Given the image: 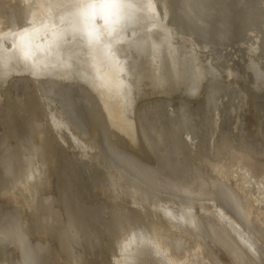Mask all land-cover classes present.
<instances>
[{
    "label": "bare ground",
    "instance_id": "bare-ground-1",
    "mask_svg": "<svg viewBox=\"0 0 264 264\" xmlns=\"http://www.w3.org/2000/svg\"><path fill=\"white\" fill-rule=\"evenodd\" d=\"M0 264H264V0H0Z\"/></svg>",
    "mask_w": 264,
    "mask_h": 264
},
{
    "label": "snow or ice",
    "instance_id": "snow-or-ice-1",
    "mask_svg": "<svg viewBox=\"0 0 264 264\" xmlns=\"http://www.w3.org/2000/svg\"><path fill=\"white\" fill-rule=\"evenodd\" d=\"M104 3H117L118 0H103Z\"/></svg>",
    "mask_w": 264,
    "mask_h": 264
},
{
    "label": "water",
    "instance_id": "water-1",
    "mask_svg": "<svg viewBox=\"0 0 264 264\" xmlns=\"http://www.w3.org/2000/svg\"><path fill=\"white\" fill-rule=\"evenodd\" d=\"M169 45L168 44H166L165 46H164V48H166V47H168ZM171 49V48H170ZM164 55H165V57L167 56V51H165L164 52ZM167 61V60H166Z\"/></svg>",
    "mask_w": 264,
    "mask_h": 264
}]
</instances>
